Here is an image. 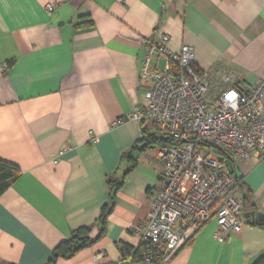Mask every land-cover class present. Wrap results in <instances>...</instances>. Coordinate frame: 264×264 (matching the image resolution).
<instances>
[{"label": "crops", "instance_id": "0c3cea01", "mask_svg": "<svg viewBox=\"0 0 264 264\" xmlns=\"http://www.w3.org/2000/svg\"><path fill=\"white\" fill-rule=\"evenodd\" d=\"M159 35L191 47L196 70H220L217 89L264 79V0H0V160L21 171L0 196V264H46L78 228L95 237L115 179L102 238L55 264H117L140 246L159 175L141 134L154 127L111 124L145 105L143 46ZM233 174L243 213L264 214V156ZM260 224L219 242L211 218L168 264H254Z\"/></svg>", "mask_w": 264, "mask_h": 264}, {"label": "built area", "instance_id": "2783aa9c", "mask_svg": "<svg viewBox=\"0 0 264 264\" xmlns=\"http://www.w3.org/2000/svg\"><path fill=\"white\" fill-rule=\"evenodd\" d=\"M45 10L50 14L53 6ZM169 41L159 35L144 43L140 77L148 82L145 105L111 124L148 121L153 134L170 141L151 148L159 175L142 231V242L149 243L145 264H168L211 218L217 241L239 232L244 209L233 170L240 161L264 156V79L243 91L217 89L221 71L196 70L192 48L173 52Z\"/></svg>", "mask_w": 264, "mask_h": 264}, {"label": "trees", "instance_id": "16d2710c", "mask_svg": "<svg viewBox=\"0 0 264 264\" xmlns=\"http://www.w3.org/2000/svg\"><path fill=\"white\" fill-rule=\"evenodd\" d=\"M141 141L144 142V148L151 149L154 146H162L165 144L170 143L165 139L159 138L155 134H149L142 131L141 134ZM124 158H128L127 154L123 156ZM21 175V171L15 165H12L7 162H3L0 160V196L10 187V185L19 178ZM110 183V190H109V203L103 206L100 216L96 222L98 227V233L95 237H91V232L93 227H82L78 228L77 230L73 231L70 237L60 243L55 250L53 251L51 258L48 260L46 264H55L57 259H70L75 256L80 251H83L89 248L92 244L102 238L104 231H105V222L108 215L111 212V209L114 204V198L116 192L121 187V183H118V180L109 181ZM249 195L245 193L243 197V209H247V202H248ZM252 209V208H249ZM260 225H264L261 223ZM149 245L148 242H141L140 246L137 249H130L124 248V250L129 254L128 257L122 259L117 264H136L142 262V256L145 252L146 246ZM150 264H161L160 261H154ZM254 264H264V255L261 256Z\"/></svg>", "mask_w": 264, "mask_h": 264}, {"label": "water", "instance_id": "95a60500", "mask_svg": "<svg viewBox=\"0 0 264 264\" xmlns=\"http://www.w3.org/2000/svg\"><path fill=\"white\" fill-rule=\"evenodd\" d=\"M243 218L246 220V223L253 224L255 221L257 223H264V214L254 213V212H245L243 213Z\"/></svg>", "mask_w": 264, "mask_h": 264}, {"label": "rangeland", "instance_id": "374dc122", "mask_svg": "<svg viewBox=\"0 0 264 264\" xmlns=\"http://www.w3.org/2000/svg\"><path fill=\"white\" fill-rule=\"evenodd\" d=\"M202 151L205 152V153H207V154L209 153V154H211V155H213V156H216V157L218 156L217 153H215V152H213V151H210V150H208V149H204V148H203Z\"/></svg>", "mask_w": 264, "mask_h": 264}]
</instances>
